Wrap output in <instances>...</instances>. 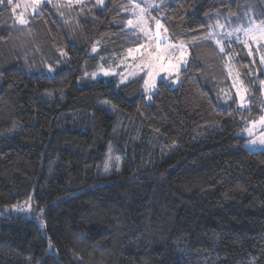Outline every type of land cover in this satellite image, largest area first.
Wrapping results in <instances>:
<instances>
[{
    "label": "trees",
    "instance_id": "trees-1",
    "mask_svg": "<svg viewBox=\"0 0 264 264\" xmlns=\"http://www.w3.org/2000/svg\"><path fill=\"white\" fill-rule=\"evenodd\" d=\"M153 4L187 57L146 94L144 73L83 70L142 45L127 0L55 1L27 24L0 2V50L18 49L0 70V264H264V150L238 136L264 114V42L244 39L264 0ZM61 50L62 68L28 73ZM230 83L242 106L220 104ZM27 202L40 214L5 212Z\"/></svg>",
    "mask_w": 264,
    "mask_h": 264
},
{
    "label": "rangeland",
    "instance_id": "rangeland-1",
    "mask_svg": "<svg viewBox=\"0 0 264 264\" xmlns=\"http://www.w3.org/2000/svg\"><path fill=\"white\" fill-rule=\"evenodd\" d=\"M15 1V11L18 13L17 21H19L20 18H23L27 20L29 17L34 16L40 11L33 12L32 8L28 5H30L31 0H13ZM55 1H65L67 3L71 4H77L84 0H42L41 6L52 4V2ZM130 3L131 10V18L134 22L140 21L142 19V23H139L137 27H130L127 25V28L130 30L136 31L140 37L143 40V43L140 47L136 48L139 49V51H136L134 49L131 54L129 52H126L125 54L119 55V56H113V57H96L97 60L95 61V67L91 70H87L86 67L83 68L85 73V79L87 80H97V79H103L107 80L109 78H115L119 83H123L127 81L130 78H133L141 73L145 74L144 79H148V76L146 75L149 71H152L153 77L155 80V87L150 89L149 91H145V86L143 85V93H153L156 90V83L158 81H164L167 84H170L171 87H174L178 84L179 81V72L181 69L184 68L185 65H183L184 61L181 63L179 67V71L175 70H168L169 66L164 61H161L160 63L164 64V67L161 68L159 64H157L154 68L149 69L146 62L142 59V56H146L147 51H152L157 47V44L154 42L156 33L159 32V40L160 43V50H163L165 47H167L168 44L166 38V31L163 28V26L159 29L156 28V22L152 21V16L150 14V11L152 7L154 6L153 2L154 0H127ZM17 5H19L17 7ZM161 25V24H160ZM145 29L148 31V35H145V32L141 29ZM253 29V35L251 37L245 36L244 39H247L248 41L252 42H264V38H261V29L264 28H252ZM93 48H95V51H93ZM98 45L95 44L92 48L89 54H94L98 50ZM18 49H11L9 47H4L2 50H0V70L4 69L3 63L4 61L11 56V54L17 52ZM21 51V50H19ZM169 51H172V49H169ZM61 53H66L64 50L55 52L52 56L37 59L34 57H30L27 61L28 66V73L29 74H39L42 71L47 72L48 74H53V72L56 71L57 68H62L66 64L67 60V54L61 55ZM22 54V51L20 52ZM27 54V53H25ZM187 57V54L185 53L184 59ZM186 61V59H185ZM18 63H12V65L7 64V66H16ZM52 68L53 71L49 72V68ZM2 68V69H1ZM107 71L109 75H104V72ZM229 87H232L233 91L235 92V97L237 99L236 102L233 101L234 95L232 93L229 94L227 99H222L220 101V104L226 106L230 104H236L239 106L243 105V98H244V91L242 88L236 83H230L228 84ZM264 117V114L263 116ZM257 119L256 121L250 122L245 128H243L239 133L238 136L245 139L244 146L246 149H248L251 152H257L264 150V144L261 143L262 140H264V124H262L261 118ZM249 132L252 134L249 135ZM255 141L253 144L252 142ZM110 155V152L108 153ZM107 155V156H108ZM117 164L115 160H112L111 158L108 160L106 165L104 166V173H111L113 170H116L117 167H114V165ZM107 169V171H106ZM37 215L40 214V210L34 208L31 203L27 202L25 205H14L11 207H8L5 209V212L13 213V214H24L26 216H29L33 214V212Z\"/></svg>",
    "mask_w": 264,
    "mask_h": 264
},
{
    "label": "snow or ice",
    "instance_id": "snow-or-ice-1",
    "mask_svg": "<svg viewBox=\"0 0 264 264\" xmlns=\"http://www.w3.org/2000/svg\"><path fill=\"white\" fill-rule=\"evenodd\" d=\"M0 2H2V0H0ZM42 0H31L30 6L33 10V12H36L39 10L40 5H41ZM98 3L103 4V0H97ZM8 4L12 5L13 4V0H8ZM19 5H17L18 7ZM27 20L20 18L19 19V23L21 24H27ZM139 23H142V19L140 21L134 22L132 19L128 20V25L130 27H137ZM162 25H160L159 21H156V28L159 29L161 28ZM142 31L145 32V35H148V31L145 29H141ZM261 38H264V29H261ZM228 35H231V33H229ZM244 35L251 37L253 35V29L249 28L247 30L244 31ZM154 42L157 44V47L155 49H153L152 51H147L146 56H142V59L146 62L147 66L149 67V69L154 68L157 64L160 65L161 68L164 67L163 63H160L161 61H164L165 63L168 64L169 68L168 70H175V71H179V67L181 65V63L184 61V46L183 44H179V45H167V47H165L163 50H160V43L161 41L159 40V32L156 33V37ZM218 43H220L218 41ZM169 49H172V51H169ZM221 51H224L223 47H221L220 49ZM93 51H95V48H93ZM133 51V49H129V54H131ZM136 51H139V49H136ZM61 55H66V53H61ZM49 72H52L53 69L50 67ZM104 75H109V73L107 71L104 72ZM148 79H144V86H145V91H149L150 89L155 87V80L153 77V73L152 71H149L147 74ZM262 84H264V81H261ZM149 99H151V97H149ZM262 124H264V117L261 118L260 121ZM252 133L249 132V135H251ZM253 144L255 143V141L252 142ZM262 144H264V140L261 141ZM107 171V169H106Z\"/></svg>",
    "mask_w": 264,
    "mask_h": 264
}]
</instances>
